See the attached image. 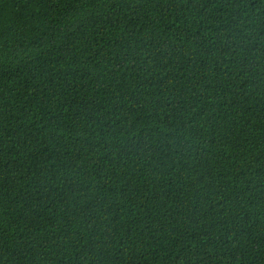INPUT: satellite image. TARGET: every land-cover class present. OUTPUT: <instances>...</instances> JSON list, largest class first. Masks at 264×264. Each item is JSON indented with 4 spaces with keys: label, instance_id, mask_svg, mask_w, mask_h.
Segmentation results:
<instances>
[{
    "label": "trees",
    "instance_id": "16d2710c",
    "mask_svg": "<svg viewBox=\"0 0 264 264\" xmlns=\"http://www.w3.org/2000/svg\"><path fill=\"white\" fill-rule=\"evenodd\" d=\"M0 264H264V0H0Z\"/></svg>",
    "mask_w": 264,
    "mask_h": 264
}]
</instances>
